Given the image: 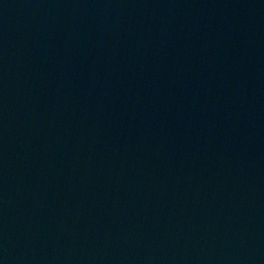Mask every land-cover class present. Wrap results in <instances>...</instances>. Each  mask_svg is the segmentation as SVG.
<instances>
[{
    "label": "water",
    "instance_id": "95a60500",
    "mask_svg": "<svg viewBox=\"0 0 264 264\" xmlns=\"http://www.w3.org/2000/svg\"><path fill=\"white\" fill-rule=\"evenodd\" d=\"M0 264H264V0H0Z\"/></svg>",
    "mask_w": 264,
    "mask_h": 264
}]
</instances>
